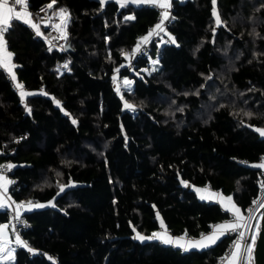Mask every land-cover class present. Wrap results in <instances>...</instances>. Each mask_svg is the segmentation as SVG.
<instances>
[{"label": "trees", "instance_id": "obj_1", "mask_svg": "<svg viewBox=\"0 0 264 264\" xmlns=\"http://www.w3.org/2000/svg\"><path fill=\"white\" fill-rule=\"evenodd\" d=\"M49 3L27 0L29 10ZM171 6L175 42L152 43L133 69L125 54L155 24L156 5L55 0L50 23L67 10L68 48L12 21L6 44L29 92L14 91L0 68V161L14 165L13 201L44 206L20 214L31 224L20 232L27 247L14 242L0 264H215L224 254L229 237L187 251L149 237L165 227L195 238L229 218L194 187L231 196L243 212L257 196L264 0ZM11 218L0 209V224Z\"/></svg>", "mask_w": 264, "mask_h": 264}, {"label": "snow or ice", "instance_id": "obj_2", "mask_svg": "<svg viewBox=\"0 0 264 264\" xmlns=\"http://www.w3.org/2000/svg\"><path fill=\"white\" fill-rule=\"evenodd\" d=\"M55 3V0H52V3H49L47 5V7L49 9H51L53 7V4ZM101 3H104V0H101ZM117 3H119L121 5V7H125L128 3H132V4H141V3H148V4H153L156 5L162 9H165V11L162 13V19L161 22L158 23L155 26V29L153 31H155L156 29L163 31V23L164 21L168 20L169 18V13L168 11H166V9L171 7V3L170 0H117ZM13 4L14 5H20L23 8V11H17L14 7H8L6 0L5 2H0V66H3L4 68H6L9 72V74L11 75V78L13 81L16 80V75L15 72L13 71V68L15 67V65H13L11 63V58H12V54L7 50V45L6 42L4 41V33L6 31H8L9 27H11V20L12 19H16V20H22L24 23L29 24L32 28H34L36 30L37 35H41L40 33V26L37 23H33L32 19H31V14L27 12V3L25 2V0H13ZM213 4H215V0H213ZM214 15L217 16V24L220 23V19L218 14L215 12H213ZM56 15H58L61 18V25H66L67 22V18H68V13L66 9H60L58 13H56ZM125 19H134V17L132 16H128L125 17ZM61 25H56L55 27H57L58 29L61 28ZM62 35L66 38V33H62ZM152 35V32H149V36ZM148 37H144L142 38V42L147 41ZM173 43L175 42L174 40L172 41ZM140 47L139 44H137L136 46V50H138ZM135 51V50H134ZM127 55V54H125ZM155 63V62H154ZM64 68H67L68 65L65 64L63 65ZM125 84L130 86L131 82L130 81H125ZM17 88L22 89V85L17 84L16 85ZM24 95H26V93H24L21 90V96L23 97ZM125 107L127 108H132V105L126 104ZM246 115H248L249 117H251L252 113H246ZM76 121H73V123H75ZM257 132L260 133L261 136H264V129H256ZM262 159V163L257 164V165H253L254 167H258V168H264V157L261 158ZM0 167H6L7 169H11L12 167H14V165H7V166H0ZM12 183V181H9L6 179V177L0 173V190H2L3 192H7V187L6 185ZM262 188H264V184L261 185ZM61 191H63V186H61ZM199 191V190H198ZM204 196H201V199H204ZM228 201V205L225 206V210L229 211L232 213L234 219L232 221H226L223 224L220 225H216L213 228V232L211 235H203L201 236V239L199 241H195V242H189L190 246L193 247H208L211 244H215L217 242V240H219L221 237L227 235L229 232H239V238L234 241V248L236 249L235 251H233L231 253V259H230V264H235V261L240 258V253H239V249H240V240L244 238L245 233L243 231H239L241 228H247L248 227V221L252 218L251 216L249 217H245L243 215V213L241 212V209L239 207L236 206L235 203L232 202V197H223L222 194L220 195V200L223 203L224 200ZM51 203V202H50ZM253 203H257L256 201H253ZM5 204L3 199H0V207H3ZM44 205L41 204H33L31 201H28L27 204H20L17 205V218H19V211L18 209L21 207H26L28 209L32 208V207H43ZM260 207H264V202L260 203ZM249 212H251V209L248 210ZM258 227V226H257ZM159 234L154 233L153 237H149V238H154V237H158ZM137 238L139 239H144V237L142 236H137ZM0 240L3 241L2 244H0V253L7 251V256L5 257L6 259H11L12 258V251L14 250H7L6 249V245L8 243L7 238L3 236V232L2 230H0ZM183 240V237L177 238L176 241H173L171 237H167L165 238V243H179V241ZM252 243L253 245L256 243V235L254 234L252 237ZM17 244L23 246V247H27L26 242H23L20 240V238L17 236ZM182 246V245H181ZM30 252L34 251L33 249L29 248L28 249ZM246 251L251 254L252 248L246 247Z\"/></svg>", "mask_w": 264, "mask_h": 264}, {"label": "built area", "instance_id": "obj_3", "mask_svg": "<svg viewBox=\"0 0 264 264\" xmlns=\"http://www.w3.org/2000/svg\"><path fill=\"white\" fill-rule=\"evenodd\" d=\"M6 3L8 6L14 7L17 11L22 10V6L14 5L13 0H6ZM47 5L48 4H43V5L38 6L37 8L30 11L32 22L37 23L40 26L41 35H37L36 30L34 28H32L29 24H27V23L26 24L29 25V27L31 28L32 36L35 40H43L47 45L55 46V47H59V48H64L65 37L62 35L63 32L61 31V29H58L57 27H55L56 24H49L50 9L47 7ZM156 10H157L158 14H157V20H156L155 24H153L152 26H150L148 28L146 35L138 37L135 46L132 49L127 51V62L125 64V67H127L129 69H133L137 58H139L140 56H142L144 54L149 53L152 43H159V44H170V43H172L173 40L170 37V35L168 34V28L174 20V15L172 12V6L168 9H166V11H168V13H169V18H168V20L164 21V23L162 25V27L164 29L163 31H160L158 29L153 31L155 29V26L161 22L162 13L165 11V9H162L158 6H156ZM150 31L152 32L151 36H149ZM144 37H148V39H147V41L142 42V38H144ZM137 44L140 45L138 50H136ZM0 68L7 75L8 79H9L10 86L14 91L19 93L20 95H21V90L26 94L29 92L28 88L23 84H20L23 86L22 89L17 88L16 85L19 83L16 80L15 81L12 80L11 75L9 74L8 70L5 68H2L1 66H0ZM9 151L12 152V149H10ZM262 157H264V154L261 155L257 164L262 163V159H261ZM9 164L12 165V163L9 160L0 161V166H7ZM12 171H13V167L11 169H7L6 167H0V173H2L5 177H8L9 181H12V183H9V188L14 187L17 183L16 179H14L11 176ZM262 184H264V168H262L261 178H260L259 183H258L257 196L253 198L251 205L249 206V208L246 211V215L248 217L249 216L252 217L249 220L250 226L248 227L247 231H245V229H243V228H241L239 230V231H243L245 233L244 238L240 240V244L245 246V247L249 246L251 243V237H250L251 236V223L254 220V218H257V216H259L261 208H262V207H260V203L264 202V188L261 187ZM253 201H256L257 203L254 204ZM249 209H251V212L248 211ZM9 225L13 228V234L12 235H16L19 238H21L20 237L21 231L31 227V224L29 222H27L23 216L19 215V218H17V214H15V213H12V218H11ZM158 232L171 234L170 230H168L165 227H160ZM227 237H229V243H228V245L224 251V254L218 258V260L215 264H223L224 261L228 258V256L232 252V249L234 247V241L237 239H240L239 238V232H229L227 234Z\"/></svg>", "mask_w": 264, "mask_h": 264}, {"label": "crops", "instance_id": "obj_4", "mask_svg": "<svg viewBox=\"0 0 264 264\" xmlns=\"http://www.w3.org/2000/svg\"><path fill=\"white\" fill-rule=\"evenodd\" d=\"M0 2H5L4 0H0ZM25 2L27 3V0H25ZM172 2V0H170V3ZM8 6V5H7ZM8 7H10V6H8ZM20 11H23V8H22V10H20ZM30 11L31 10H29L28 9V6H27V12L28 13H30ZM50 17H51V13H50ZM13 20H16V19H12L11 20V23H12V21ZM18 21H22V20H18ZM23 22V21H22ZM55 22H56V19H55ZM24 23V22H23ZM49 24H51L50 23V19H49ZM54 24V23H53ZM57 25V24H56ZM6 33V32H5ZM5 33H4V41L6 42V39H5ZM7 45V44H6ZM7 50L12 54V58H11V63L13 64V65H15L14 64V62H13V53L8 49V47H7ZM2 68H4L3 66H1ZM16 67V66H15ZM15 67L13 68V71L15 72ZM6 69V68H5ZM6 179L7 180H9V178L8 177H6ZM6 187H7V192L5 193V192H3L2 190H0V199H3L4 200V202H5V204H4V206L3 207H0V209H2V208H9L10 210H11V213H15V214H17V205H20V204H16L14 201H13V199L11 198V196H10V194H9V184H7L6 185ZM195 191H196V193H197V195L201 198V196H204L205 198L204 199H202V200H205V201H207V202H215V203H217V204H219L220 206H221V208L224 210V211H226L225 210V206L226 205H228V201L225 199L224 201H223V203L221 202V200H220V195L222 194V196L223 197H229V195H225V194H223V193H221L220 191H218V190H214V189H212V188H210L209 186H202V187H194L193 188ZM199 190V191H198ZM232 202L233 203H235L234 201H233V199H232ZM236 204V203H235ZM26 205V204H25ZM35 205V204H34ZM236 206L237 207H239L237 204H236ZM35 207H32V208H30V209H28V208H26V207H21V208H19L18 209V211H19V214H22L23 212H25V211H28V210H32V209H34ZM240 208V207H239ZM241 209V208H240ZM226 212H228L229 213V218H227V219H225V220H223V221H220V222H217V223H215V224H213L212 226H211V229H210V231L209 232H207V233H205V234H203V235H205V236H207V235H211L212 234V232H213V228H214V226H216V225H220V224H223V223H225L226 221H232L233 219H234V217H233V215H232V213L231 212H229V211H226ZM241 212L243 213V215L245 216V217H248L247 215H246V212H243L242 210H241ZM257 222V221H256ZM255 225H256V223H255ZM250 226V223H249V221H248V227ZM248 227L247 228H243V229H245V231H247L248 230ZM254 228H255V226L253 227V231H252V233H251V243H250V247L251 248H253V243H252V237H253V234H254ZM0 230H2V232H3V236L4 237H6L7 238V241H8V236L11 234H13V228L9 225V224H0ZM201 236L202 235H200L199 237H195V238H190V237H188V236H185V235H171V234H166V233H160V240L163 242V243H165L164 241H165V238H167V237H171L172 238V240L173 241H176L177 240V238H180V237H183V240H181V241H179V243H165V244H169V245H171V246H173V247H175V248H178V249H181L182 251H187V250H195V249H197V250H201V249H205V248H208V247H211V246H213V245H215L216 243H218L221 239H223V238H225V237H227V235H225V236H223V237H221L219 240H217V242L215 243V244H211V245H209L208 247H203V248H201V247H193V246H190L189 245V242L191 241V242H195V241H199L200 239H201ZM20 240H21V238H20ZM22 241V240H21ZM3 243V241L2 240H0V244H2ZM15 243H17V238L15 239ZM7 245H8V243H7ZM182 245V246H181ZM249 246H247V247H249ZM7 249V248H6ZM9 249V248H8ZM7 249V250H8ZM236 249L233 247V249H232V252L233 251H235ZM231 252V253H232ZM6 253V251L5 252H3V253H0V260H5L6 258L4 257L5 254ZM231 253H230V255L228 256V258L224 261V263L223 264H230V259H231ZM239 253H240V258H238L236 261H235V264H253V253H252V251H251V254H249L247 251H246V247L245 246H243V245H241L240 244V249H239ZM13 254H14V252H13ZM12 257H13V255H12ZM12 259V258H11ZM8 260H10V259H8ZM6 261V260H5Z\"/></svg>", "mask_w": 264, "mask_h": 264}, {"label": "water", "instance_id": "obj_5", "mask_svg": "<svg viewBox=\"0 0 264 264\" xmlns=\"http://www.w3.org/2000/svg\"><path fill=\"white\" fill-rule=\"evenodd\" d=\"M69 44H65V48H68ZM186 189H192L191 184H185ZM256 222V218L253 221L251 231L253 230L254 224ZM155 233L159 234L158 237L151 238L152 241L160 240V233L156 231ZM153 237V235H152ZM253 253V264H264V207L261 208L260 211V222L258 233L256 234V243L252 248Z\"/></svg>", "mask_w": 264, "mask_h": 264}, {"label": "rangeland", "instance_id": "obj_6", "mask_svg": "<svg viewBox=\"0 0 264 264\" xmlns=\"http://www.w3.org/2000/svg\"><path fill=\"white\" fill-rule=\"evenodd\" d=\"M59 10L60 9H57V10H55L54 12H52V18H54V20L56 19V24L57 25H61V18L58 16V15H56V13H58L59 12ZM68 13V12H67ZM69 20H70V15H69V13H68V18H67V22H66V25H67V23L69 22ZM66 25H61V30L63 29V28H65L66 27ZM155 64H156V62L154 63V65L152 66V67H155ZM115 79H117L116 80V85H120V84H122L121 82H120V80L118 79V75L117 74H115ZM123 80H124V82L125 81H130L131 82V84L130 85H132V80H129V79H127V78H125V77H123L122 78ZM49 204V203H48ZM255 219V218H254ZM254 221V220H253ZM253 221H252V223H251V228H252V224H253ZM256 221L257 222H255L256 223V225L254 224V226H255V228H254V234L256 235L257 233H258V229H259V222H260V214H259V216H257V218H256ZM258 226V227H257ZM253 231V230H252ZM252 231H251V233H252ZM253 234V235H254ZM17 238V236L16 235H9L8 236V245H6V248L8 249V250H13L12 248H11V245L15 242V239ZM3 253V252H2ZM5 256L4 257H6L7 256V251H6V253L4 254ZM12 255H13V251H12ZM6 261L8 260V259H5ZM5 260H3V261H5ZM2 261V260H1Z\"/></svg>", "mask_w": 264, "mask_h": 264}]
</instances>
